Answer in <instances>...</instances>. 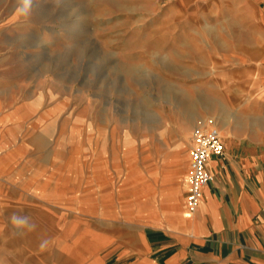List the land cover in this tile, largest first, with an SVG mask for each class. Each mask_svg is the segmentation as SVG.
<instances>
[{
    "label": "crops",
    "instance_id": "0c3cea01",
    "mask_svg": "<svg viewBox=\"0 0 264 264\" xmlns=\"http://www.w3.org/2000/svg\"><path fill=\"white\" fill-rule=\"evenodd\" d=\"M146 2L148 18L163 23V60L186 71L172 82L228 108L245 101L242 124L228 120L226 136L220 129L225 154L209 160L213 178L197 209L185 205L191 141L182 167L158 163L145 181L135 161L106 169L101 145H89L76 189L62 155L69 146L42 140L58 111L44 113L36 92L12 96L17 83L0 65V264H264V0ZM13 214L35 228L16 235Z\"/></svg>",
    "mask_w": 264,
    "mask_h": 264
},
{
    "label": "rangeland",
    "instance_id": "374dc122",
    "mask_svg": "<svg viewBox=\"0 0 264 264\" xmlns=\"http://www.w3.org/2000/svg\"><path fill=\"white\" fill-rule=\"evenodd\" d=\"M16 6L0 0V65L17 83L12 96L36 92L44 113L58 111L46 117L42 140L52 150L69 146L62 155L71 158L76 189L89 145H101L106 169L135 161L145 181L153 165L183 164L195 128L214 125L226 136L228 120L242 124L244 100L228 108L226 100L196 97L192 84L172 82L186 71L163 60V23L148 18L146 0H36L27 18Z\"/></svg>",
    "mask_w": 264,
    "mask_h": 264
},
{
    "label": "built area",
    "instance_id": "2783aa9c",
    "mask_svg": "<svg viewBox=\"0 0 264 264\" xmlns=\"http://www.w3.org/2000/svg\"><path fill=\"white\" fill-rule=\"evenodd\" d=\"M225 146L219 129L214 125L197 127L191 135L189 166L186 173V209L193 213L201 200L202 192L212 180L208 163L211 157H222Z\"/></svg>",
    "mask_w": 264,
    "mask_h": 264
},
{
    "label": "clouds",
    "instance_id": "9594fccd",
    "mask_svg": "<svg viewBox=\"0 0 264 264\" xmlns=\"http://www.w3.org/2000/svg\"><path fill=\"white\" fill-rule=\"evenodd\" d=\"M36 0H17V6L15 8V13L27 18L31 15L33 6ZM15 234L18 236L24 235L27 231H31L35 228L34 223L30 216L13 214L10 219ZM48 241H42L40 244V249L44 250L47 247Z\"/></svg>",
    "mask_w": 264,
    "mask_h": 264
},
{
    "label": "bare ground",
    "instance_id": "6f19581e",
    "mask_svg": "<svg viewBox=\"0 0 264 264\" xmlns=\"http://www.w3.org/2000/svg\"><path fill=\"white\" fill-rule=\"evenodd\" d=\"M71 30H72V28H71ZM218 128V127H217Z\"/></svg>",
    "mask_w": 264,
    "mask_h": 264
}]
</instances>
